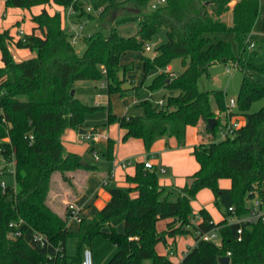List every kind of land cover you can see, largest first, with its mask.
Returning a JSON list of instances; mask_svg holds the SVG:
<instances>
[{
    "label": "trees",
    "instance_id": "trees-1",
    "mask_svg": "<svg viewBox=\"0 0 264 264\" xmlns=\"http://www.w3.org/2000/svg\"><path fill=\"white\" fill-rule=\"evenodd\" d=\"M51 1L71 7L79 16L95 18L106 30L88 35L80 54L63 26L62 14L49 10ZM150 1L91 0L98 11L93 14L78 0H5L6 7L40 8L32 13L33 26L24 38L17 39L11 29L0 30V147L4 158L16 159L15 184L5 193L0 190V264H66L70 236L77 241L71 264H81L84 250L91 248L93 238L100 234L116 247L104 264H143L145 260L152 264H221L220 256L228 251V264H264V222L227 220L229 215L248 212L247 199L257 195L264 201V105L249 112L252 103L264 97V80L260 78L264 62L257 61L264 52V2L237 0L229 25L222 15L231 9L232 0H166L148 10ZM122 25L132 33L125 34ZM161 26L166 28L167 40L155 48L153 56L148 55L145 45ZM215 31L232 32L236 48L230 41H214L209 33ZM250 35L256 39L252 48ZM12 45L30 48L35 54L17 59ZM129 50L143 52L140 61L145 76L150 70L165 68L174 58L181 59L183 70L175 76L161 72L148 84L151 90L169 89L163 105L147 98L141 101L142 115H120L109 104L108 121H117L126 130L123 139H142L149 152L164 135L174 137L179 146L185 145L187 127L201 119L204 139L193 151L199 167L184 186L169 188L158 183L155 167L137 161L135 172L128 175L134 185L109 187L111 197L104 207L93 217H82L79 229L71 232L69 216L52 208L49 193L56 172L72 184L68 171L91 167L63 142L65 130L85 127L86 113L95 108L71 93L73 83L105 75L109 95L126 94L129 87L122 83L128 67L121 63V56ZM219 62L235 63L244 71L237 100L239 113L246 120L225 138H218L217 133V112L228 108L225 91L199 88L200 78L210 76V67ZM210 117H217L213 129L207 127ZM113 148L110 140L109 156ZM93 149L91 145L89 150ZM221 178H229L230 186L219 185ZM203 188H211L223 206L221 221L214 222L203 208L200 220L192 222L191 198ZM160 219L168 220L163 232L157 229ZM11 222H20L18 236L11 234L16 228ZM122 222L121 231L117 226ZM239 227L243 230L241 240ZM213 228L222 236L220 246L201 238ZM34 231L44 233L48 241L35 240ZM187 233L195 235V244L180 262L157 250L160 241L167 243V237Z\"/></svg>",
    "mask_w": 264,
    "mask_h": 264
},
{
    "label": "rangeland",
    "instance_id": "rangeland-1",
    "mask_svg": "<svg viewBox=\"0 0 264 264\" xmlns=\"http://www.w3.org/2000/svg\"><path fill=\"white\" fill-rule=\"evenodd\" d=\"M261 1L264 2V0ZM78 2L82 4V6L87 11L96 14V10L93 8L91 0H78ZM150 2L147 7L148 10L151 9ZM235 2L236 0H232L230 2V7H233ZM88 6L91 7L90 10L87 9ZM48 8L51 12L58 11L62 14L63 26L69 33L80 34L77 42L75 43V47L80 54L84 52L87 46L88 35L98 30H106V26L98 22L95 18H90L87 15L79 16L78 12L72 10L71 7H61L51 1V3L48 5ZM35 11H37V9L30 10L20 7H6L5 0H0V30L11 29L12 33L17 39L24 38L25 35L31 31V28L33 26L31 15ZM222 19L226 22L229 21L230 12L227 11L226 13H224L222 15ZM80 24L82 25V28H80ZM132 25V29H135L136 25ZM124 27L125 25L120 26L125 34L132 33V31H126ZM209 36H211L214 41H230L234 45V48H236L234 35L232 32L215 31L209 33ZM166 40V28L164 26H161L156 30L151 40L148 41V43L152 46V49L145 50L144 52L148 55L153 56L155 48L161 45ZM14 49L16 55L21 58H27L35 54V51L27 47H14ZM130 57V52H127L126 55L125 53L122 55L121 60H126ZM257 61L264 62V52L260 53L257 56ZM170 63L172 64L175 73L179 74L183 70L180 58H174ZM0 64H2L1 51ZM124 64H126L128 67L124 70L123 74L124 82L122 83V85L125 87L130 83L131 78H129V76L131 74L129 71L133 67V65L131 63ZM227 67H230L231 71H228ZM165 68H157L156 70H161L157 74L165 71L169 73L170 76H172V72L167 71ZM153 71L154 70H150V72L148 73V77L144 81L145 83L142 85V87H138L136 91H131L126 94L117 92L109 95L105 75H103L99 80L81 79L76 80L73 83L72 89H74L75 95L79 97L84 103L90 106H94L95 108L89 110L85 115L86 126L83 127V129L86 132L81 133L77 129L72 128L71 130H68L67 128L63 135V139L65 141L64 143L67 146L68 150L80 154L85 161L92 164H97L101 171H111L110 178L111 180H113L109 184H105L106 188L114 186L127 188L131 186L132 183L129 181L128 175H131L135 172V164L137 161H145L149 156L148 151L146 150L140 139L135 138V142L133 141L134 143L138 144L128 145V140L130 138L126 140L123 139L122 129L119 126V123L117 121H108L109 104H111L112 110L115 113H122L124 115H142L144 113V110L141 106V101L147 99L149 95L152 94L151 100L156 103L159 99L166 97L170 93L169 90L164 87L155 90H151L148 88L147 85L153 79ZM243 75V69L231 62L215 63L210 67V76L204 75L200 78L199 88L202 90L223 89L225 91L226 103L228 104L230 98H235L237 102L236 105L232 107V110L235 113L240 114L237 98L241 82L243 80ZM260 78L264 80V76H260ZM168 79L167 81H170V78ZM133 98H136L138 102L134 103ZM263 105L264 97L254 101L250 106L249 112L257 111ZM225 112H217V115L220 116V123L217 130L218 137L221 136L220 131L223 128V124L227 120ZM196 133L197 129L195 125L188 126L186 144L181 148L186 152L187 155H190L192 157L194 146L197 143ZM98 135L100 136L97 137ZM110 140L114 142L113 153L111 156H109L106 152ZM1 142H3V140H0V143ZM168 142L169 139L167 136H161L154 143L153 149L159 146H169ZM90 145L94 146L93 150H89L88 147ZM150 157L151 160L155 158L153 154H151ZM1 158L2 156L0 148V165L3 164ZM128 160H130V163L127 166H123L122 162ZM184 164L186 167L193 170L192 173H194L198 169V164L195 157H193L189 161L186 160L185 163L179 162L178 164H165L163 167H155L158 175V183L161 186L169 188L184 186L187 182L188 176L180 173L179 169L177 173L174 172V169H176V167H184ZM163 168H165V170ZM2 180H4L8 185L12 186L14 184V175L8 171V173L0 175V182ZM227 181L231 184V180L229 178H221L219 179V185ZM117 182H121V185H116L118 184ZM248 203L249 199H247V204ZM191 208L193 223L200 220V210L203 208L207 209L210 212L214 222H219L223 218V206L220 203H217L214 192L211 188H203L199 190L191 198ZM167 222V219L158 220V231L163 232L167 227ZM194 244L195 235L193 233L177 234L175 238L167 237V243H165L163 240L160 241L156 248L160 253L169 256L173 261L178 263L181 261L184 254L189 250V248ZM171 246L173 247L171 248ZM91 247L93 251L94 264H104L116 251V247L113 242L108 237L101 234L93 238ZM76 253V238L74 236H70L66 241V264H71V259L76 255ZM143 264H152V262L151 260H145Z\"/></svg>",
    "mask_w": 264,
    "mask_h": 264
},
{
    "label": "crops",
    "instance_id": "crops-1",
    "mask_svg": "<svg viewBox=\"0 0 264 264\" xmlns=\"http://www.w3.org/2000/svg\"><path fill=\"white\" fill-rule=\"evenodd\" d=\"M39 8L40 7L35 6L32 9L39 10ZM229 12H230V20L231 21L229 20L227 22L229 25H231L232 24V7L229 10ZM14 47H16V46L15 45L11 46V50H12L14 56L17 59H22L21 57L16 55ZM127 52H130L131 57L126 59V60H121V63L122 64L131 63L133 65V67L129 71L131 74L129 76V78H131L130 83L128 84V86H125V87H129V90L127 91V93H129L131 91H136V89L138 87H142V85L145 83L144 81L148 77V74H147V76H145L143 66H142V63L140 61V58H141V55L143 52L142 51H136V50H129ZM127 52H125V55L127 54ZM168 66H169V71L172 72L173 76L177 75V73H175L173 70L172 64L170 63V64H168ZM160 71H161L160 69L154 70L152 72L153 77ZM151 97H152V94H150L148 98L151 99ZM165 98L166 97H163L161 99L165 100ZM161 99H159V100H161ZM133 102L137 103L138 100L136 98H133ZM117 114L123 115L122 113H117ZM239 117H240L241 122L245 123V120H246L245 116L239 114ZM203 124H204L203 121L200 119L198 121V123L195 125L196 129H197V133H196L197 143L195 145L201 143L204 139L203 135L200 133V129L202 128ZM71 129L72 128H68V130H71ZM81 129H83V128H80L77 130L81 133L86 132L85 130H81ZM187 130H188V127L186 129V136H187ZM125 131H126L125 129H122V136L125 134ZM99 136L100 135H98L97 137H99ZM164 136H166V135H164ZM138 139H140V138H138ZM168 139H169V142H168L169 146L168 145L164 146V147L159 146V147L153 149V146H154V144H153L151 150L148 152V154H149L148 159L151 160V157H150L151 154H153L155 157L153 160H151L152 163L154 164V167L158 168V167H163L165 164L172 165V164H178L179 162L185 163L186 160L189 161L193 157H195L194 154H193V157L190 155H187L186 152L181 149L185 145L179 146L174 137H168ZM0 140H2V139H0ZM140 140L144 145L143 140L142 139H140ZM128 141H129L128 145L129 144L130 145L138 144V143H134L135 142L134 137H131ZM63 142H65L64 139H63ZM185 144H186V142H185ZM66 148H67V146H66ZM1 156H2L1 161L3 163L4 156H3L2 152H1ZM82 161H84V162H82L83 164H90L91 167H89V168H77L75 170L68 171L67 175L71 178L72 184H70L64 180L63 173H61V172H56L52 178V182H51L52 187H51V190L49 193V203L52 206V208L62 216H69V204L75 203L78 206V208L80 209L81 217H86V218L93 217L104 207V205L109 201V199L111 197L109 189L105 187L106 185L104 183L105 179L107 180V184H109L113 180V179L111 180V178H110L111 177V174H110L111 171L103 172L100 170V168L98 167L97 164L89 163V162L85 161L83 158H82ZM197 164H198V162H197ZM198 167H199V165H198ZM163 169L165 170V168H163ZM178 169H179L180 173L188 176V179H187V182H188L189 176L192 174L193 170L191 168L186 167L185 164H184V167L183 166L176 167V169H174V172L177 173ZM6 173H8L7 170H5L2 175L6 174ZM14 184H15V177H14ZM116 185H121V182H119ZM133 185L134 184L132 183L131 186H133ZM8 186H10V185H8ZM221 186L229 187L230 183L227 181V182L222 183ZM132 195L137 196V191H133ZM79 225H80V223L77 220L72 219L69 216L68 228L71 232H76L79 229ZM124 226L125 225L122 222L117 227L119 230L122 231V230H124ZM172 247L173 246H171V248ZM91 249H92V247H91Z\"/></svg>",
    "mask_w": 264,
    "mask_h": 264
},
{
    "label": "built area",
    "instance_id": "built-area-1",
    "mask_svg": "<svg viewBox=\"0 0 264 264\" xmlns=\"http://www.w3.org/2000/svg\"><path fill=\"white\" fill-rule=\"evenodd\" d=\"M166 0H152L150 2V7L151 9H155L157 8L159 5L165 3ZM88 10L91 9L90 6L87 7ZM96 14L98 13V11H95ZM80 28H82V25L80 24ZM71 34V42L72 43H76L77 39L79 37V33H70ZM255 34V33H254ZM262 33H258V35H261ZM248 41H249V47L252 48L256 45V39L252 38V35H250L248 37ZM145 49L146 50H151L152 46L149 43H146L145 45ZM234 65H236L235 63H233ZM167 71H169V66L167 65L165 68ZM228 71H231L230 67H227ZM173 75V74H172ZM236 99L235 98H230L229 102L227 104L228 108L226 113L227 116V120L225 121V123L223 124V128L221 129L220 133L221 136L218 138H225L229 135H232L234 133V131L240 127L243 123L240 120L239 114L233 112L232 107L236 105ZM158 105H163L164 104V100H158L156 102ZM31 137H33L31 135ZM145 162V166L147 168L153 169L154 168V164L152 163V161L150 159H147L144 161ZM130 163V160L128 161H123L122 165L123 166H127ZM15 164H16V159L14 158V156H12L9 160H7L6 158H4L3 164L0 165V175H2L4 173L5 170L14 173L15 171ZM104 183L107 184V180H104ZM8 185L7 183L2 180L0 182V190L2 193H5L7 191ZM248 205V212L245 214H241V215H237V214H232L229 215L227 217V220L229 223L231 222H249V223H256L258 221H263L264 222V201H262L257 195L252 198L249 199V203ZM231 209H233L231 207ZM69 216L72 219L77 220L78 222L81 221V214H80V209L78 208V206L75 203H70L69 204ZM20 222H11L10 226H15L16 228L11 232V234L13 236H18L21 232V230L18 228L19 227ZM242 227H239L237 229V233H238V239L241 240L242 239ZM33 238L37 241H39L40 243L44 244L48 241L46 235L40 231H34L33 233ZM201 238L204 240H208V241H213L214 243H216L217 245H222V236L220 235L218 228H213L209 231H206L204 233L201 234ZM231 252L228 251L226 255L230 256ZM44 264H61L59 262H55V261H50ZM81 264H94V258H93V251L91 248H86L83 252V258L81 261Z\"/></svg>",
    "mask_w": 264,
    "mask_h": 264
},
{
    "label": "water",
    "instance_id": "water-1",
    "mask_svg": "<svg viewBox=\"0 0 264 264\" xmlns=\"http://www.w3.org/2000/svg\"><path fill=\"white\" fill-rule=\"evenodd\" d=\"M71 93L75 94L74 89H72ZM216 123H217V117L208 118L207 119L208 129H213L214 126L216 125ZM81 130H84V129H81ZM82 162H84V161H82ZM219 260H220L221 264H228L230 262V256L229 255H222V256H220Z\"/></svg>",
    "mask_w": 264,
    "mask_h": 264
}]
</instances>
